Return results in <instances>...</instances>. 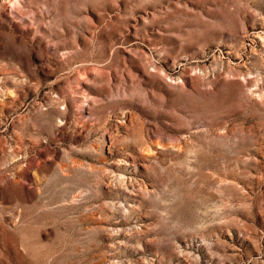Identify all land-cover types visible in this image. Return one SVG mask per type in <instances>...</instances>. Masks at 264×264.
<instances>
[{
    "label": "rangeland",
    "instance_id": "rangeland-1",
    "mask_svg": "<svg viewBox=\"0 0 264 264\" xmlns=\"http://www.w3.org/2000/svg\"><path fill=\"white\" fill-rule=\"evenodd\" d=\"M0 264H264V0H0Z\"/></svg>",
    "mask_w": 264,
    "mask_h": 264
},
{
    "label": "bare ground",
    "instance_id": "bare-ground-1",
    "mask_svg": "<svg viewBox=\"0 0 264 264\" xmlns=\"http://www.w3.org/2000/svg\"><path fill=\"white\" fill-rule=\"evenodd\" d=\"M151 149V148H150ZM152 151V150H151ZM148 152V151H147Z\"/></svg>",
    "mask_w": 264,
    "mask_h": 264
}]
</instances>
